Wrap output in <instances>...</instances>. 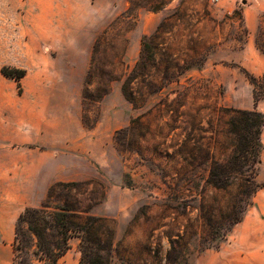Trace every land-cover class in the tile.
<instances>
[{
    "label": "rangeland",
    "instance_id": "1",
    "mask_svg": "<svg viewBox=\"0 0 264 264\" xmlns=\"http://www.w3.org/2000/svg\"><path fill=\"white\" fill-rule=\"evenodd\" d=\"M135 1L141 5L163 1L167 5L158 13L138 9L136 22L121 21L117 26L127 39L118 43L119 51L126 47V70L138 60L142 37L152 35L163 18L178 8L185 17L180 23L176 17L171 20L175 27L169 42L176 52L193 53L198 48L207 54V61L201 69L190 70L179 82L152 96L141 109L124 98L121 82H114L110 93L89 111L91 123L96 124L88 128L82 122L81 100L93 44L130 4L127 0L108 1L88 11L87 18L73 17L71 71L58 80L70 82L73 90V149L64 154L73 156V172L78 171L80 177L73 181L98 180L106 188L105 200L92 214L116 222L113 264H124L118 255L149 257L158 247L165 255L170 237L189 243L188 264H219L224 260L221 247H229L235 227H222L223 217L230 213V196L216 192L208 180L217 172L212 168L215 157L226 163L235 147L229 133L230 109L250 110L254 102V88L240 69L244 66L231 60L249 38L254 48L245 58L251 61L252 69L262 67L257 77H264V0ZM19 13L20 9H10L3 16L12 22ZM245 15L258 18L255 32L249 31ZM31 37L26 35L27 41ZM41 48L55 53L43 43ZM179 98L180 102L176 101ZM136 117L142 120L141 129L120 133ZM196 141L202 144L201 153L195 150ZM123 145L129 151L123 150ZM175 149L180 150L177 169L187 179L179 194L172 190L171 180L175 175L171 153ZM228 173L235 172L229 169ZM216 196L220 204H214ZM245 213L239 211L243 217ZM80 242L77 237L70 239L71 249L61 264H79Z\"/></svg>",
    "mask_w": 264,
    "mask_h": 264
},
{
    "label": "trees",
    "instance_id": "2",
    "mask_svg": "<svg viewBox=\"0 0 264 264\" xmlns=\"http://www.w3.org/2000/svg\"><path fill=\"white\" fill-rule=\"evenodd\" d=\"M127 1L129 7L99 34L92 47L81 100L84 108L82 122L88 128L96 124L91 123L89 111L110 93L114 82H121L124 98L135 109H141L152 96L179 82L190 70L201 69L207 61V54H203L198 48H194L193 53L176 52L169 42V35L175 27L171 20L176 17L180 23L185 17L178 8L163 18L152 35L142 37L138 60L133 67L126 70V47L119 51L118 43L127 42V39L117 26L121 21L136 22L138 9L158 13L167 5L163 1L157 5ZM256 43L258 44V40ZM240 69L254 88V108L230 109L232 117L229 121V133L235 147L226 163H221L215 157L212 168L217 172H212L208 180L210 187L216 192L230 196L227 202L230 213L222 219V227L228 225L229 230L242 222L243 216L239 215V211L245 213L253 204L254 196L264 187V184L257 181L262 164L261 137L264 129V113L258 110V103L264 101V77L258 78L245 68ZM2 74L15 80L19 91H22L21 80L26 76V70L4 66ZM180 100L181 98L176 101ZM174 112L178 114L175 107ZM142 125L141 118L136 117L120 133L136 132ZM175 129L177 127H173ZM123 150L129 151L127 145H123ZM195 150L201 153L202 144L199 141H196ZM179 152L180 150L175 149L171 153V158L175 161V175L171 177L175 194L181 192L187 180L177 169ZM229 169H233L235 173H228ZM90 186L93 188L89 189ZM83 187H86L84 191L81 189ZM106 195V188L98 180L57 182L52 185L41 206L27 208L17 222L13 245L14 264H61V259L71 249L70 239L73 237L81 241L79 264H113V253L117 245L116 222L92 214L93 209L105 200ZM220 202L216 196L214 204ZM219 235L218 231L216 237ZM188 245L184 238L170 237L165 255L161 253V247H158L149 257L129 254L118 256L124 264H188Z\"/></svg>",
    "mask_w": 264,
    "mask_h": 264
},
{
    "label": "crops",
    "instance_id": "3",
    "mask_svg": "<svg viewBox=\"0 0 264 264\" xmlns=\"http://www.w3.org/2000/svg\"><path fill=\"white\" fill-rule=\"evenodd\" d=\"M108 1L121 0H0V264L14 262L21 214L39 207L55 183L80 179L73 172L72 154H64L73 149L72 84L58 80L71 71L73 17L87 18L88 11ZM10 9H20L12 22L3 16ZM245 20L255 32L258 18L245 15ZM42 43L55 53L44 52ZM253 46L249 38L231 60L260 76L262 67L252 69L245 58ZM4 66L26 70L22 91L2 74ZM258 110L264 113V101ZM262 143L257 180L264 184V129ZM253 202L235 226L229 247H221L219 264H264V187Z\"/></svg>",
    "mask_w": 264,
    "mask_h": 264
}]
</instances>
